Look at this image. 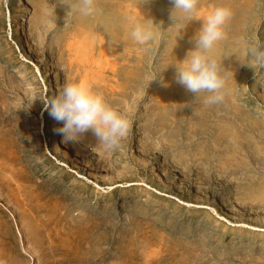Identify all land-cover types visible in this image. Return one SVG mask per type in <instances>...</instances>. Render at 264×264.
Here are the masks:
<instances>
[{
    "label": "rangeland",
    "instance_id": "rangeland-1",
    "mask_svg": "<svg viewBox=\"0 0 264 264\" xmlns=\"http://www.w3.org/2000/svg\"><path fill=\"white\" fill-rule=\"evenodd\" d=\"M67 3H72L70 9ZM227 7L208 55L224 100L187 91L176 64L202 20L171 0H0V264H264V0ZM151 26L147 45L131 37ZM100 94L130 121L119 146L91 132L65 143L43 100L66 84Z\"/></svg>",
    "mask_w": 264,
    "mask_h": 264
},
{
    "label": "clouds",
    "instance_id": "clouds-1",
    "mask_svg": "<svg viewBox=\"0 0 264 264\" xmlns=\"http://www.w3.org/2000/svg\"><path fill=\"white\" fill-rule=\"evenodd\" d=\"M171 3L174 23L176 12L184 14L189 22L202 20V27L194 37L196 47L176 64L177 83L196 94V98L200 93H209L205 97L208 104L222 102L226 79L221 75L217 61L208 53L226 38L225 27L232 17L231 9L217 7L202 16L197 8L199 0H171ZM76 4L82 15L94 14L95 0H76ZM67 5L73 8L72 3ZM131 37L137 44L147 45L157 39V33L151 26L135 24ZM246 56L251 58L252 62L246 63L250 67L264 68V44L257 42L248 47ZM43 101L48 114L62 124L54 131L62 135L65 143H78L91 132L99 144L114 148L128 135L130 121L127 117L112 108L102 95L82 84H66L56 96Z\"/></svg>",
    "mask_w": 264,
    "mask_h": 264
}]
</instances>
